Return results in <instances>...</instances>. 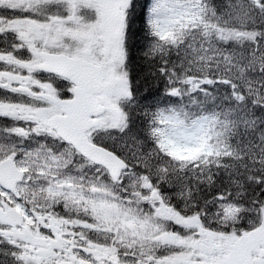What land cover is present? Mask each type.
<instances>
[{"label":"snow or ice","instance_id":"obj_1","mask_svg":"<svg viewBox=\"0 0 264 264\" xmlns=\"http://www.w3.org/2000/svg\"><path fill=\"white\" fill-rule=\"evenodd\" d=\"M0 264H264V0H0Z\"/></svg>","mask_w":264,"mask_h":264}]
</instances>
